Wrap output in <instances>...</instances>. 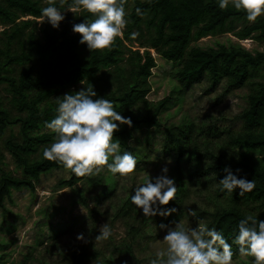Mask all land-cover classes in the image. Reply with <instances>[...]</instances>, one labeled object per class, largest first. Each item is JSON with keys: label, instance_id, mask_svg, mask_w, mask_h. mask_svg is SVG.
<instances>
[{"label": "trees", "instance_id": "1", "mask_svg": "<svg viewBox=\"0 0 264 264\" xmlns=\"http://www.w3.org/2000/svg\"><path fill=\"white\" fill-rule=\"evenodd\" d=\"M45 6L47 0H0V24L6 26L0 32V82L6 83L11 104L18 111L13 114L0 101V139L8 128L12 130L18 125V134L12 133L5 138L4 146L21 171L20 174L7 171L2 164L5 156L0 150V207H5L13 190L29 188L34 191L43 173L63 167L55 160L43 158V148L53 142L54 137L51 130H43L45 121L57 114L58 96L93 85L98 96L112 100L117 110L132 120L131 126L123 124L114 132L122 150L133 153L129 140L135 132L155 127L165 136L166 150H175L179 162L184 158L189 160L187 170H191L192 176L213 175L217 205L210 211L206 224L221 229L229 243L237 232L239 220L246 215L264 220V51L254 53L241 44L209 48L191 45L204 36L224 32H233L240 39L264 42V15L250 22L244 11L231 6L220 9L218 0H133L132 5L130 0H125L128 22L122 35L110 47L91 51L86 42H79L81 34L73 32L72 25L85 18L93 19L92 14L83 11L76 15L66 10L65 19L54 28L40 14ZM24 15L41 17V26L37 25L36 18L17 21ZM30 26L32 28L27 30ZM134 43H138L139 48L133 49ZM151 48L166 60L180 64L178 76L185 86L201 80L206 74L212 86L224 82L226 91L252 84L247 106L239 115L243 129L228 135L227 145L241 148L237 155L227 151L225 146L211 149L206 144L202 151L196 145L189 149L187 137L190 133L161 120L160 114L171 97L156 102L147 97L151 90L149 78L157 65ZM15 65L25 67L15 73ZM256 72H261L262 79L253 81ZM225 166L234 172L241 169L238 175L253 179L254 189L243 196L239 195L238 188L230 194L220 192L218 181L226 175ZM68 170L69 177L60 179L59 186L74 187L82 181L98 186L104 182V176H76ZM170 177L174 178L177 193L163 207L174 206L178 210L177 202L187 192L181 163ZM76 193L87 205L82 190ZM242 200L258 203L259 212L245 210ZM129 202L122 203L115 214L117 218L131 219L125 223L127 235L123 247L115 246L106 256L105 250L65 246L60 250L62 264H92V259L101 257L104 258L101 264H129L127 253L133 254L134 243L146 228L144 218L130 214ZM232 248L233 254L239 253L237 245L232 244ZM134 263L141 264L136 258Z\"/></svg>", "mask_w": 264, "mask_h": 264}, {"label": "rangeland", "instance_id": "2", "mask_svg": "<svg viewBox=\"0 0 264 264\" xmlns=\"http://www.w3.org/2000/svg\"><path fill=\"white\" fill-rule=\"evenodd\" d=\"M132 4L133 0H130V5ZM35 18L40 27L41 17L24 15L17 21ZM5 27L0 24V32ZM31 28L32 26L27 30ZM220 44H241L254 53L264 51V42L253 38L240 39L233 32L204 36L193 41L191 45L209 48L218 47ZM132 48H139L138 43H134ZM141 50L143 51V48ZM150 50L157 65L152 69L153 74L149 78L151 90L147 97L154 102L166 96L171 97L169 104L160 114L161 120L190 133L187 137L189 149L194 145L201 151L206 144L211 149L225 146L227 151L237 155L241 148L227 145L228 135L243 129V120L239 115L247 106L252 84L247 83L226 91L224 82L212 86L206 74L201 80L185 86L178 76L180 64L166 60L154 48ZM24 67L25 65H15L14 72H20ZM260 79L261 72H256L252 77L253 81ZM10 96L6 83L0 82V101L16 114L18 111L13 108ZM43 130L50 131L46 128ZM18 132V125L13 126L12 130L8 128L0 139V150L5 156L3 167L13 174H20L21 171L16 168L14 158L5 148L4 139L12 133L17 135ZM164 140V134L155 127L137 130L129 140L133 154L138 158L134 172L122 177L104 168L93 175L105 177L103 184L98 186H91L87 181L79 182L74 187L59 186L60 179L69 177V170L59 167L43 173L36 181L34 191L29 188L13 190L11 197L5 201V207H0V264H62L64 259L60 250L69 245L86 246L88 250H105L108 256L115 246L123 247L122 242L127 235L125 223L130 218H117L115 214L119 206L128 201L130 214L146 220L145 230L134 243L133 254L127 253L129 264H135V258L141 264H150L155 251L164 246L162 238L166 229L160 228L162 222L171 224L182 219L193 227L198 221L207 223L210 211L217 205L213 175L208 173L192 176L191 170H187L189 160L184 158L179 162L175 150L164 148ZM178 163L183 167L187 187V192L181 195L177 202L178 210L168 217H145L130 200L131 194H134L133 186L138 180L142 181L144 176L161 174L164 166L168 167V175L171 176ZM77 190H82L87 205L82 203ZM241 205L245 210L254 213L260 210L258 203L253 201L242 200ZM189 208L195 211L196 216L188 215ZM104 224L111 229V235L108 239L97 240L95 237L99 235ZM81 235L83 239L78 238ZM253 259L239 253L233 254V264H252ZM103 261L104 258L101 257L98 260L92 259L91 263L101 264Z\"/></svg>", "mask_w": 264, "mask_h": 264}, {"label": "clouds", "instance_id": "3", "mask_svg": "<svg viewBox=\"0 0 264 264\" xmlns=\"http://www.w3.org/2000/svg\"><path fill=\"white\" fill-rule=\"evenodd\" d=\"M230 6L244 11L250 22L264 15V0H218L220 9ZM66 10L76 15L86 11L94 17L72 25V31L81 34L79 42H86L91 51L110 47L128 22L125 0H47L40 14L58 28ZM56 102L57 114L45 121V127L54 137L43 148V158L61 163L76 176L96 175L104 168L122 177L134 172L138 158L131 151L122 150L120 140L114 138V132L123 124L131 126L132 120L122 115L112 100L98 96L93 85H88L58 96ZM223 171L226 175L218 181L220 192L230 194L238 188L243 196L254 189L253 179L238 175L241 169L234 172L225 166ZM168 172L164 166L161 174L144 176L133 186L130 200L145 217H168L177 211L174 206L163 207L177 193L174 178ZM188 215L196 216V213L189 208ZM160 228L166 229L162 238L164 246L155 251L150 264H233L232 244L238 246L241 256L253 257L252 264H264V220L251 215L239 220L232 243L221 229L199 221L195 227L182 219L171 224L162 222ZM110 235L111 229L104 224L95 238L108 239Z\"/></svg>", "mask_w": 264, "mask_h": 264}]
</instances>
